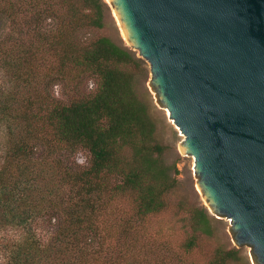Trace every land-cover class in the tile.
<instances>
[{
	"label": "trees",
	"instance_id": "1",
	"mask_svg": "<svg viewBox=\"0 0 264 264\" xmlns=\"http://www.w3.org/2000/svg\"><path fill=\"white\" fill-rule=\"evenodd\" d=\"M108 16L104 0H0V69L13 83L0 97V233L25 234L8 264H153L169 252L151 245L163 232L153 220L169 210L179 171L166 162L152 97L138 88L143 60L104 33ZM57 87L72 93L68 102ZM213 222L206 208L190 212L186 254ZM209 264L251 263L219 246Z\"/></svg>",
	"mask_w": 264,
	"mask_h": 264
},
{
	"label": "water",
	"instance_id": "2",
	"mask_svg": "<svg viewBox=\"0 0 264 264\" xmlns=\"http://www.w3.org/2000/svg\"><path fill=\"white\" fill-rule=\"evenodd\" d=\"M212 216L264 264V0H107Z\"/></svg>",
	"mask_w": 264,
	"mask_h": 264
},
{
	"label": "rangeland",
	"instance_id": "3",
	"mask_svg": "<svg viewBox=\"0 0 264 264\" xmlns=\"http://www.w3.org/2000/svg\"><path fill=\"white\" fill-rule=\"evenodd\" d=\"M109 7V18L107 20L108 25L105 30V34L112 38H119L121 42L132 51L136 53V56L143 60V73L138 79V88L141 91L147 90L155 105L154 115L157 119V135L158 138L168 146V151L165 155L166 162L170 165H177L179 174L178 186L172 193L170 198V208L167 213L153 220L155 229L158 231L162 229L161 237L158 241L151 243L154 248H168L169 252L161 251L156 254L152 263L155 264H209L215 250L222 246L225 249L237 248L233 244L232 235L229 231V220L227 218H220L214 216L217 222H213L214 233L210 237H205L201 240L199 247L195 248L192 253L186 254L181 248L182 243L188 237L190 229L188 226V219L190 212L196 208H207L204 199L197 187V181L195 180V160L184 155L180 150V143L183 141V136L178 127L170 120L169 113L157 106L154 93L149 86L151 81V71L149 63L140 57L138 51L132 49L126 42L119 23L113 13L111 6L104 0ZM1 28V24H0ZM89 85V86H88ZM13 86L10 77L5 71L0 69V97L3 93H7ZM95 89V85L92 81L87 84L84 92L86 94L91 93ZM56 97L64 102H68L72 93L69 90H62L61 87H57L53 92ZM6 143V131L4 125L0 124V165L2 163V157L4 155ZM80 163H86L87 156L84 153L77 155ZM209 211V210H208ZM210 213V211H209ZM211 214V213H210ZM39 237L42 239H48L49 229L48 225L43 220H38L34 224ZM24 233L20 229L8 228L0 233V264H8V249L12 242L16 240H22ZM159 238V237H158ZM167 240V242H164ZM165 243V245H163ZM165 246V247H164ZM172 251L170 252V250ZM239 249V248H237ZM243 256L248 258L251 262V253L246 247L240 248ZM181 261V262H180ZM186 261V262H185Z\"/></svg>",
	"mask_w": 264,
	"mask_h": 264
}]
</instances>
